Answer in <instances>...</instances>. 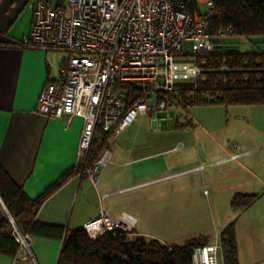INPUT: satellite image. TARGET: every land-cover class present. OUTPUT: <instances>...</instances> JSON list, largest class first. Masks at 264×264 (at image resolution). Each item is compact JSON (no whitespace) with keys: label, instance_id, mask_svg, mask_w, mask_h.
<instances>
[{"label":"crops","instance_id":"crops-1","mask_svg":"<svg viewBox=\"0 0 264 264\" xmlns=\"http://www.w3.org/2000/svg\"><path fill=\"white\" fill-rule=\"evenodd\" d=\"M26 2L0 0V168L29 198L74 170L43 200L36 220L68 230L83 226L101 208L112 215L126 211L136 219L134 235L158 239L162 204L176 206L177 217L178 196L191 201L189 194L197 184L206 187L208 204L230 207L235 194H254L257 197L244 209L230 207L229 213L219 208L216 225L191 236L204 234L209 242H219L221 229L233 221L237 264H264V104H193L172 112L168 108L163 114L171 119L160 123L153 115H141L108 144L113 160L94 185L75 171L83 118L36 111L42 87L58 77L66 54L11 45L30 30L32 15ZM229 111L235 112L232 117ZM232 154L239 155L227 159ZM199 164L204 166L201 170L162 178ZM123 188L127 190L117 192ZM8 214L0 196V221ZM30 236L33 259L0 254V264H56L62 240Z\"/></svg>","mask_w":264,"mask_h":264},{"label":"built area","instance_id":"built-area-1","mask_svg":"<svg viewBox=\"0 0 264 264\" xmlns=\"http://www.w3.org/2000/svg\"><path fill=\"white\" fill-rule=\"evenodd\" d=\"M26 5L32 15L30 30L11 45L66 54L58 77L42 87L36 111L50 117L83 118L76 169L81 175L85 168L94 185L113 160L108 144L127 125L140 115L181 108L180 103L159 97L201 73L194 61L179 59L184 47L191 55L221 52L222 40L231 36V29L213 24L221 12L211 0H27ZM135 92L140 96L129 102ZM90 151L96 155L87 164ZM203 167L199 164L162 178ZM8 218L18 243L17 257L33 259L31 236L17 227L10 214ZM135 224L129 212L112 215L101 208L82 227L95 238L116 230L132 232ZM220 261L218 241L192 251V264Z\"/></svg>","mask_w":264,"mask_h":264},{"label":"trees","instance_id":"trees-1","mask_svg":"<svg viewBox=\"0 0 264 264\" xmlns=\"http://www.w3.org/2000/svg\"><path fill=\"white\" fill-rule=\"evenodd\" d=\"M220 10L213 24L231 29V36L264 35V0H211ZM192 61L201 73L193 81L178 82L174 89L160 96L181 106L193 104H264V52H238L224 46L221 52L199 53ZM223 69L227 71L223 72ZM132 101L140 96L132 93ZM106 144V140L104 141ZM96 153L90 151L87 164ZM85 169V168H84ZM84 169L81 176H85ZM79 173V169L75 170ZM74 170L65 172L35 198H29L0 168V196L17 227L29 235L61 239L56 264H192L194 248L209 243L198 234L180 244L167 245L158 239L134 235L135 231L116 230L91 238L84 228L65 230L62 226L36 220L43 200L57 189ZM257 195L237 193L231 201L233 210L251 204ZM223 264H237V246L233 221L219 233ZM18 250L12 225L6 217L0 221V254L14 255Z\"/></svg>","mask_w":264,"mask_h":264},{"label":"rangeland","instance_id":"rangeland-1","mask_svg":"<svg viewBox=\"0 0 264 264\" xmlns=\"http://www.w3.org/2000/svg\"><path fill=\"white\" fill-rule=\"evenodd\" d=\"M224 46H233L238 52H264V35H252L249 37L246 36H236V37H228L222 40ZM193 55H191L190 48L184 47L183 55L180 56L179 59L192 60ZM198 77V76H197ZM171 112L174 110H178L175 107L169 108ZM180 112L184 113V110H180ZM235 113V112H234ZM229 111V117L234 114ZM240 115L244 116H256L258 112L249 113L247 111L238 112ZM260 113V112H259ZM208 114V113H206ZM204 114V115H206ZM260 114H264L261 112ZM141 116V115H140ZM139 118H143L140 117ZM137 117V118H138ZM172 116H166L163 112H158L153 115V118H157L159 123L162 120H169ZM138 118V119H139ZM206 187L201 184L195 185V187L191 190V201H188L186 197L178 196V210L176 211L177 217H174L173 207L170 206L169 203L162 204V222L158 224V228L160 229V235H158V239L162 240L167 245L172 244H180L187 237L195 234L198 229L203 228H211L216 225L214 220L216 214L219 212V208L224 209L230 213V207L226 203H215L211 202L208 204L207 197L204 194V189ZM172 207L171 212L169 213V208ZM189 209H192L193 212H190ZM184 216V217H181ZM135 228V227H134ZM133 228V231L135 230ZM212 231L208 230L207 232ZM211 243V242H209ZM219 264H223V261H220Z\"/></svg>","mask_w":264,"mask_h":264},{"label":"water","instance_id":"water-1","mask_svg":"<svg viewBox=\"0 0 264 264\" xmlns=\"http://www.w3.org/2000/svg\"><path fill=\"white\" fill-rule=\"evenodd\" d=\"M222 71L225 72V71H227V69H223Z\"/></svg>","mask_w":264,"mask_h":264}]
</instances>
